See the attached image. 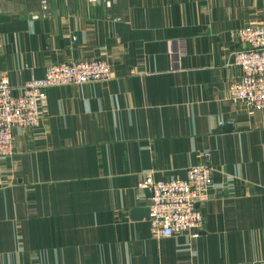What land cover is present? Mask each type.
I'll return each instance as SVG.
<instances>
[{"label":"crops","instance_id":"crops-1","mask_svg":"<svg viewBox=\"0 0 264 264\" xmlns=\"http://www.w3.org/2000/svg\"><path fill=\"white\" fill-rule=\"evenodd\" d=\"M264 0H0V79L19 93L57 63L109 82L49 88L0 158V264H264V110L229 100ZM179 42L185 43V53ZM213 168L200 237L155 240V181Z\"/></svg>","mask_w":264,"mask_h":264},{"label":"built area","instance_id":"built-area-1","mask_svg":"<svg viewBox=\"0 0 264 264\" xmlns=\"http://www.w3.org/2000/svg\"><path fill=\"white\" fill-rule=\"evenodd\" d=\"M232 38L245 47L233 53L234 63L242 75L228 91L229 100L249 110H264V23L245 26L233 32ZM185 53V43L179 42ZM113 78L107 61L57 63L50 66L43 78L22 84L19 93L8 78L0 79V158L14 154V131L17 128L35 129L48 113L46 91L73 85L109 82ZM205 162L187 170L184 180L155 181L147 174L141 187L150 192L149 227L151 238L160 240L186 235L196 240L204 226L200 206L209 199L213 168L210 154Z\"/></svg>","mask_w":264,"mask_h":264}]
</instances>
